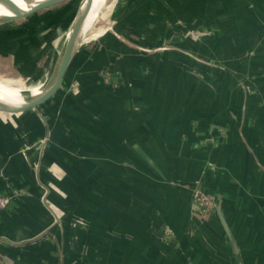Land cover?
I'll return each instance as SVG.
<instances>
[{"label": "crops", "instance_id": "crops-1", "mask_svg": "<svg viewBox=\"0 0 264 264\" xmlns=\"http://www.w3.org/2000/svg\"><path fill=\"white\" fill-rule=\"evenodd\" d=\"M252 1L251 9L237 11L235 27L222 23L226 33L234 34L221 40L227 58H208V39L199 40L203 55L181 52L178 44L172 57L150 60L170 63L172 74L139 75L132 72L135 63L147 58L136 56L127 40L106 36L81 48L49 102L21 115L0 113V196L11 198L0 212V264H72L80 256V241L99 239L96 231L97 237L82 230L74 234L69 223L84 217L86 207L96 214L101 205L85 206L84 188L70 189L51 171L57 164L66 176L76 171L79 178L83 171L73 163L85 159L92 160L100 177L104 172L108 184L94 186V192L108 196V213H98L91 223L116 224L108 240L120 242L107 250L94 245V264L106 256L109 264H150V257L155 264H176L185 255L196 262L194 247L203 249L206 264H216L215 257L221 264H264V0ZM25 19L0 24V39L15 36L11 48L0 43V63L9 60L5 54L17 59L20 50L52 41L53 26L35 33L34 41L21 38L24 28L20 32L15 23ZM26 58L15 67L36 74L37 66ZM186 64L189 73L182 72ZM138 75L148 84L138 82ZM71 83L79 84L78 90L68 89ZM39 90L31 86L5 105L18 106L19 96ZM42 140L46 146L39 150ZM70 144L74 147L65 151ZM83 145L93 146L92 157ZM135 156L144 164L141 176L169 177L173 185L145 184L133 197V169H118L116 162H131ZM117 171L124 184L117 182ZM182 178L190 184L200 178L205 192L219 199L221 213L200 225L186 217L190 208L184 205L180 220L183 200L191 202V192L175 185ZM179 223H188L190 231H196L191 225L199 229L185 238L188 254L178 246L167 249L173 257L167 256L158 248L159 234L162 227ZM114 256L121 262L112 261Z\"/></svg>", "mask_w": 264, "mask_h": 264}, {"label": "rangeland", "instance_id": "rangeland-1", "mask_svg": "<svg viewBox=\"0 0 264 264\" xmlns=\"http://www.w3.org/2000/svg\"><path fill=\"white\" fill-rule=\"evenodd\" d=\"M81 3L82 0H67L35 14H32L27 17V19L15 23L17 25L16 28H20V32L22 31L21 28H24V32L22 34L23 37L21 36V38L27 37L29 39L32 38V40L35 33H40L42 32V30L48 27H51L52 29L53 26V39L50 42L49 40L51 38L45 40L46 42L44 44H41V48L35 47L28 50H20L17 59L11 58V54L9 53L5 54L7 55V57H9V60L5 61V63H0V80L12 81L6 84V86L3 88L13 85L15 81H17L23 83L26 87L29 88L31 86H40V89L47 90L54 83L58 72V65L60 62L58 54L59 50H61L62 52V48L67 45L66 37L68 32L74 27L75 17ZM253 3L254 2L252 0H246L244 2L237 0H109L108 5L103 10L100 19L97 21L93 31L90 33L89 39L82 44L81 48H83L87 44H94L98 41H101L105 39L106 36H110L118 40L125 39L129 43H131L132 46H134V52L136 56L140 57L143 55L142 57L147 58L146 62L143 61V63L141 64L135 63L133 70L135 68L136 69L132 71L133 73L139 75L147 74V72L153 74H161L162 71H168L169 74H172L174 69L170 63L168 64L164 61H161L163 63H161L160 61L150 62V60L162 56H164L165 58L172 57L173 53L177 52L176 50L174 51L172 47L173 45L175 47H178V44H180L181 46V52L184 51L189 54V51H191L194 55L196 53L198 55H203L202 51L204 50H201L198 47V44L199 40L201 41L204 39H208V41L211 42L209 49H205V52L208 54V58L219 60V58H221L220 56H228V53L226 55V52L222 55L223 52L221 51V44L223 43V41L221 40L228 35L234 34H230V32L229 34L226 33V31L221 28L222 23L228 28L229 26L235 27L237 20V11H239L240 9H251L252 6L250 5ZM92 34L99 35L96 37H92ZM124 34H126L128 39L124 38ZM14 38L15 36L3 37L0 39V43L4 44V46L9 45V47L11 48V43ZM12 44H14V42ZM160 45L166 46L168 49L160 51L156 50V46L160 47ZM142 46L148 48V50L138 49L142 48ZM23 56H27V61L37 66L36 74L33 72L27 73L28 71L22 69L19 70L17 66L15 67V64L18 63V60L20 58L22 59ZM50 59L52 60L51 62ZM215 69L217 70V68ZM42 71H44V74L40 76V73H43ZM182 72L189 73L187 64L182 66ZM100 73L103 77L108 76V72H105L103 70L100 71ZM139 75L137 76V79H139L138 82L142 80L143 83L148 84L147 81H144L145 77ZM78 88L79 84L71 83L68 89L76 91L78 90ZM136 95H138V92ZM44 144L45 140H42L37 148L39 150H43L46 146ZM67 147L71 148L74 146L73 144H70V146H64V149ZM80 147L84 148L85 155L88 154L92 157V145H83ZM134 149L136 150L137 148ZM90 161L91 163H89ZM90 161L85 159L83 161H75V163H73V168H79L81 171H83L79 172V178L76 177V171L72 172L71 177L66 176L63 169H61L57 164H54L51 168L53 179L62 181L65 185L68 184L70 189H72L73 187L75 188L74 190H76V188H84L83 201L85 203V206H92V202L101 205V209H98V206L97 210H95L96 214H94V210L92 208L86 207L84 209V217L79 216L75 219H71V224L69 223L70 230L71 232H74V234H76V231L82 230L86 235L87 233H89L90 236L92 234L96 237L97 235L100 236L98 237V240L94 239L93 241L92 239L89 242L80 241L78 249L80 256L79 258H76V261L74 260V263L72 264H94V262L92 261V255L95 251L94 245L96 247L103 246V248H105L106 250L113 243L115 245H120V242L111 243V241L108 240L110 231H116L114 230L116 228V224L109 225L102 223L100 225H94L91 223L93 216L99 217L101 212L108 213L107 205L104 204L107 202L106 200H109V198L104 194V192H94L93 189L96 186L99 185L103 189L104 186H106L105 188H107L108 184L105 183L107 182V178L104 176V172H101L100 177V174L98 172L99 170L94 169L93 162L92 160ZM116 163H118L119 165L117 167L118 169L124 170L125 166L133 169L134 175L131 177V179L133 186L137 187V190L134 189L133 191V197L140 195V191L144 190L143 188L141 189L142 185L148 184L150 188L151 186H155L154 183L164 185H173L174 183V181L169 177H159L156 175L147 178L145 176H141V172L144 169V164L139 160V157L135 156L134 158H132L131 162L118 161ZM101 167L102 169H107V167H105L103 164L101 165ZM61 171L63 172V175ZM117 175V182L119 184H124V175H122V173L119 171H117ZM199 179L196 180L197 182H193V184H190L189 182L185 181L186 178H182L181 183L178 184L175 182V185L187 192H191V202L189 203L190 205H188L187 199L183 200L179 219L182 217L186 206H189V211L188 209H186L185 211L186 217L190 216V219L192 221H196L200 223V225H203L211 216L220 214L221 212L219 199L217 197L213 199L210 194L205 192V190L199 184ZM148 191L149 190H147V192ZM59 193L62 195L61 191ZM205 197H208L210 200V204H208V206L206 203H204ZM152 210H150V214ZM192 227L194 229L196 228V231L197 229H199L197 225H191V228ZM154 228L157 227L154 226ZM94 231L97 232V235H95ZM196 231H190V225L188 223L176 224V228H174V226L172 225L164 226L162 227V230L158 237L160 240L158 242V248L159 250H162L164 252L163 254L171 257H173V254H170L171 251L168 250V253H166V250L170 248L175 250V247L178 246L180 247L182 253L183 251H185L188 254L190 250H188L189 246L185 238H189L190 236L194 237ZM152 232H155V230H153ZM117 233H119V231H117ZM192 250L194 252L197 251L195 257L196 262L194 261L193 256L189 257L188 255H185L181 256L180 262H176V264H199V260L201 261V264H206L203 257V249L198 250V248L196 249L194 247V249ZM107 259V256L106 259L101 258V262L99 264H109V259ZM149 259L151 261L150 264L156 263L155 259H152L151 257ZM170 260L173 259L170 258ZM220 260V258L215 257V259L212 261L216 264H221ZM112 261L121 262L120 259L115 258V256L112 257Z\"/></svg>", "mask_w": 264, "mask_h": 264}, {"label": "bare ground", "instance_id": "bare-ground-1", "mask_svg": "<svg viewBox=\"0 0 264 264\" xmlns=\"http://www.w3.org/2000/svg\"><path fill=\"white\" fill-rule=\"evenodd\" d=\"M48 1L50 0H0V20L6 17L14 16L17 13L19 14L27 13L31 11L33 8H35L36 6H38L39 4H42ZM108 2L109 0H94L93 2L89 3L88 0H82V3L79 5V9L75 17V21H76L78 15L80 16L83 15V19L81 20L82 25H81L80 31L77 34L76 38H74V42H75L74 45L76 49L89 39L90 33L93 31L97 21L100 19L103 13V10L108 5ZM72 29L67 34V37H66L67 44L70 42V38L72 36L71 34L73 31ZM98 35L99 34H92V37H96ZM66 47L67 45H65L64 48H62V52L61 50H59L58 54H59L60 62L58 65V69L65 55ZM10 81L12 80H0V102L3 104H7L8 101L16 98V95L21 94L24 90L29 88L20 82H15L13 85L3 88ZM45 91L46 90L40 89L39 92L35 94L31 93V94H27L26 96L22 94L21 96H19L22 98L21 99L22 102L20 105L7 106V107L10 109L23 108L24 106H26L27 104H29L30 102L34 101L35 99L40 97L42 94H44Z\"/></svg>", "mask_w": 264, "mask_h": 264}, {"label": "water", "instance_id": "water-1", "mask_svg": "<svg viewBox=\"0 0 264 264\" xmlns=\"http://www.w3.org/2000/svg\"><path fill=\"white\" fill-rule=\"evenodd\" d=\"M64 1H67V0H50L48 2L39 4L38 6H36L35 8H33L31 11H29L27 13H20V14L17 13L14 16L1 19L0 24L4 23V22H10V21H14V20H18V19L28 17L32 14H35L37 12L44 10V9H47V8H50V7L55 6L57 4H60ZM93 1L94 0H88L89 3L93 2ZM82 19H83V15L82 16L78 15L76 21L74 22V27L72 29L73 31L71 34L72 36L70 38V42L67 44V47L65 50V55H64L63 60L60 64V67L58 69L57 76H56L54 83L44 92V94H42L40 97H38L34 101L30 102L29 104H27L23 108L10 109L5 104L0 102V113L1 114L12 117V116H16L17 113H20L19 115H21V114L28 112V111H35L38 108H40L42 105L46 104L48 101H50L55 96V94L59 91V89L62 87V85L64 83L66 75L68 74L69 69L71 67L72 60L74 59L76 54L81 50L80 48L82 45H80L77 49L75 48L74 38H76L77 34L80 31V28L82 25V21H81ZM222 220L224 221L223 218H222Z\"/></svg>", "mask_w": 264, "mask_h": 264}, {"label": "built area", "instance_id": "built-area-1", "mask_svg": "<svg viewBox=\"0 0 264 264\" xmlns=\"http://www.w3.org/2000/svg\"><path fill=\"white\" fill-rule=\"evenodd\" d=\"M204 203L210 204V200L208 197L204 198ZM11 204V198L10 197H6V196H0V212L5 210L6 208H8V206Z\"/></svg>", "mask_w": 264, "mask_h": 264}]
</instances>
